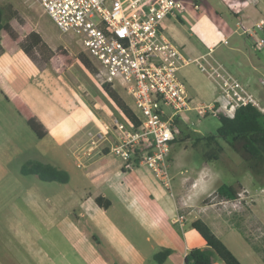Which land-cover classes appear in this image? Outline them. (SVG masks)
I'll return each instance as SVG.
<instances>
[{
    "label": "rangeland",
    "instance_id": "1",
    "mask_svg": "<svg viewBox=\"0 0 264 264\" xmlns=\"http://www.w3.org/2000/svg\"><path fill=\"white\" fill-rule=\"evenodd\" d=\"M243 2L248 3L247 0H238V11ZM0 7L5 21L18 30L28 26L41 36L51 51L48 53L41 46L27 52L28 43L24 39V68L19 64L22 62L20 57L11 59L17 65V73H24L25 100L46 126L61 125L74 118L78 125L76 133L68 134V140L55 146L52 161L51 153L42 156L36 149L38 140L35 134L19 117L13 105L0 94V139L9 134L19 143L18 150L9 152L0 140L1 168L4 171L0 175V263L84 264L89 248L87 242L92 239L93 223L102 218L97 213L93 197L107 195V188L114 184H122L121 189L127 188L132 175H123L120 169L109 166L81 168L79 162L77 167L72 154L82 153L83 146L75 153L71 139L72 136L79 137L87 126L83 112L86 115L105 112L103 121L111 116L121 117L115 109L108 108L106 97L95 83L96 62L90 61V72L79 61L70 69L64 65L65 54L77 58L83 53L75 37L61 34L36 3L0 0ZM262 23L264 25V20ZM247 50H250L248 46ZM253 54L258 52L253 51ZM46 57L48 64L44 61ZM240 58L243 60L242 56ZM11 82L15 84L14 77ZM112 90L133 110V100L120 85ZM219 100L224 104V98ZM164 109L167 114L170 113L169 109ZM225 110L229 115L233 113L228 106ZM217 114L227 113L220 110L216 114L198 117L191 112L187 119L176 124V140L168 157L169 173L174 176L172 193L175 196L178 194L175 186L181 177H194L202 169L207 170L208 176H203L208 177L207 181L213 189L202 201L199 200L202 210L198 208L199 204L189 207L188 218L203 216L210 221L217 229V236L224 237L221 241L241 264H264V166L258 175H253L239 154L222 139H218L223 147L219 159L211 162L204 159L206 147L197 140L215 134L219 126ZM49 141L55 143L51 137ZM27 145L33 148L26 150ZM45 147L49 149L47 145ZM28 160L44 161L64 168L69 172L71 182L48 183L29 173L22 174V170H29ZM222 184L235 189L237 195L234 201L222 203L227 199L215 192ZM184 191L187 195L188 191ZM142 196L127 194L117 197V200L123 204L135 200L140 203ZM189 198L188 195L186 199Z\"/></svg>",
    "mask_w": 264,
    "mask_h": 264
},
{
    "label": "crops",
    "instance_id": "2",
    "mask_svg": "<svg viewBox=\"0 0 264 264\" xmlns=\"http://www.w3.org/2000/svg\"><path fill=\"white\" fill-rule=\"evenodd\" d=\"M247 1V4L244 2L240 4V11L237 8L238 0H202L201 11L199 12L193 10L191 5L187 3L185 11L175 17L165 19L161 24V29L166 38L178 46L185 57L190 60L211 51L212 57L221 63L232 76L244 84L264 109V48L255 49L252 38L249 36V32L252 31L257 37L264 38V25L262 23V20H264V0ZM14 11L17 12L16 8ZM256 24H261V29H257L255 27ZM11 25L19 35L20 43L14 44L5 39L4 33H0V41L7 40L3 45L2 53H0V94L3 95L4 100L9 104L13 105V103L19 102L22 107L26 106L31 111L34 118L42 125L45 133L41 139L35 136L38 140L35 143L37 145L36 149L42 156L51 153V160L53 161L55 146L62 141L68 140L66 139L68 134L76 133L78 125H76L74 118L73 120H66L61 125L46 126L25 100L24 73H17V65L11 59L20 57L22 62L19 64L24 68V39L26 38L23 27L18 30L13 24ZM241 26L246 32L241 29ZM247 46L250 50H247ZM253 51L258 52V54H253ZM81 54L87 57L89 61H92L85 53ZM240 56L243 57V60ZM76 61L79 60L74 58V64ZM11 76L14 77L15 84L10 83ZM179 76L186 85L187 96L191 101L192 107L190 111L185 113L186 119L191 112L196 113L194 107L198 105L204 107L216 105V112L221 110L227 113L224 114L226 116L231 117L233 115V113L229 115L225 110L228 106L226 102L224 104L219 102V99H223V97L195 64L190 63L181 68ZM98 87L104 97H106L108 108L115 109L119 117H121L122 112L108 98L101 86ZM14 110L16 111L15 108ZM38 115L42 116L43 114ZM82 115L84 116V124L87 126L79 137H71V146L75 153L78 148L80 149L83 146L81 149L82 153L78 155L72 154L77 167L79 162L81 163V168L93 165H98L99 168L109 166V168L120 169L123 175L127 173L132 175L128 187L122 188L124 192L121 189L122 184L117 186L114 184L107 188V195L102 194L93 197L95 204L99 198L102 203H107V207L95 205L97 213L102 218L93 223L92 239L91 242H87L89 248L84 264H184L185 256L191 249L206 248L203 239L192 229L191 223L197 219L202 220L216 236L217 229H214L212 223L203 216L189 219L187 211L189 207L194 208L196 204H199V200L202 201L203 197L213 189L211 188V183L207 181L208 177L203 176H208L207 170L202 169L199 175L194 177H181V181L175 186L178 192L175 196L172 190L171 192L166 190L144 166L124 167L118 158L108 153L106 147L110 145V142H105L103 145L99 144L90 156H87L86 133L97 130V127L109 123L111 118L116 116H111L109 120L103 121V116H106L105 112L104 114L89 113L88 115L83 112ZM178 121L181 123V120ZM63 125L66 126L62 127ZM50 137L55 143H50ZM2 138L3 140H0L6 151L18 150L19 143L15 137L8 134L6 138L4 136ZM110 139L112 140L111 136ZM102 147L106 149L100 153ZM29 148H33V146L27 145L26 150ZM34 162L47 163L28 160V167ZM47 164L68 174V181L63 184L71 182L68 171L51 163ZM172 164L173 159L171 167ZM2 165L0 160V175L4 172L1 168ZM36 177L38 178V176ZM171 177L174 180V176L171 175ZM184 190L188 191L187 195L184 194L186 192ZM127 194H130L131 197L140 196V194H143V196L140 199V203L135 200L134 202L123 204L117 200V197ZM188 195L190 200L186 199ZM198 208L202 210L200 204ZM178 217H184V221L179 222ZM217 237L220 240L224 238L220 235ZM165 250L170 251L168 258L163 263H157L154 260V255ZM220 263L222 262L214 259L213 264Z\"/></svg>",
    "mask_w": 264,
    "mask_h": 264
},
{
    "label": "built area",
    "instance_id": "3",
    "mask_svg": "<svg viewBox=\"0 0 264 264\" xmlns=\"http://www.w3.org/2000/svg\"><path fill=\"white\" fill-rule=\"evenodd\" d=\"M25 1L38 4L61 34L76 38L82 52L96 62V85H120L133 100L139 125L121 114V119L113 117L87 132V156L99 144L110 142L108 153L124 167L144 166L171 192L168 157L176 139L175 120L186 119L185 113L192 109L179 71L190 63L211 81L230 109L252 106L264 114L258 100L212 57L211 51L190 60L163 34L161 24L165 19L183 13L187 3L201 11L202 0ZM255 27L261 29L262 25ZM249 33L254 48H264V38ZM194 110L198 117L216 114L214 106L198 105ZM106 148L102 147L100 153Z\"/></svg>",
    "mask_w": 264,
    "mask_h": 264
},
{
    "label": "trees",
    "instance_id": "4",
    "mask_svg": "<svg viewBox=\"0 0 264 264\" xmlns=\"http://www.w3.org/2000/svg\"><path fill=\"white\" fill-rule=\"evenodd\" d=\"M23 32L28 43L26 47L27 52L42 46L48 53H51L39 34L32 31L28 26L23 27ZM0 33H4L6 36L5 39L12 43H20L19 35L12 28L11 23L4 20V12L1 7ZM5 41H0V53L3 51ZM77 59L86 69L89 71L92 70L91 62L83 54H79ZM44 61L48 64V57L44 58ZM63 62L69 68L74 64V58L65 54ZM102 89L122 114L131 120L135 126H138L140 122L137 120L130 106L110 86L102 85ZM13 106L35 136L38 139L43 138L45 134L43 127L34 118L31 111L26 106L22 107L19 102L13 103ZM214 109L216 111V105ZM217 116L219 126L215 134L203 136L197 140V142L203 143L206 147L203 153L204 159L208 162L219 159L223 147L218 139H222L239 154L252 174L258 175L264 166V114L260 113L255 107L245 106L236 109L231 117L224 114H217ZM179 123L178 120H175V124ZM31 164L29 170H24L22 173L36 175L44 182H58L63 184L68 181L69 176L65 171L59 170L50 164L41 162ZM215 192L218 196L227 200H233L237 195L232 186L225 184L220 185ZM96 204L100 207H107V203H102L99 198L96 200ZM191 227L203 239L206 248L191 249L185 256L184 264H213L214 259H218L223 264H241L205 222L197 219L191 223ZM169 254V250L161 251L154 255V260L157 263H163Z\"/></svg>",
    "mask_w": 264,
    "mask_h": 264
},
{
    "label": "flooded vegetation",
    "instance_id": "5",
    "mask_svg": "<svg viewBox=\"0 0 264 264\" xmlns=\"http://www.w3.org/2000/svg\"><path fill=\"white\" fill-rule=\"evenodd\" d=\"M32 164H30V166H31Z\"/></svg>",
    "mask_w": 264,
    "mask_h": 264
}]
</instances>
